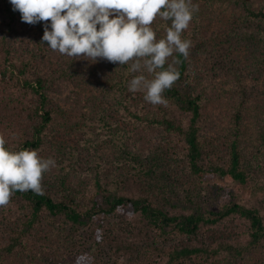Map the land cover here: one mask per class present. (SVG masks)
I'll return each instance as SVG.
<instances>
[{"label":"trees","instance_id":"trees-1","mask_svg":"<svg viewBox=\"0 0 264 264\" xmlns=\"http://www.w3.org/2000/svg\"><path fill=\"white\" fill-rule=\"evenodd\" d=\"M1 2L9 26L21 20L9 0ZM241 4L243 25H234L231 42L235 48H244L246 59L262 71L264 6L255 8L250 0ZM201 22L198 11L193 27L184 33L185 39L197 40L198 45L190 48L188 59L174 57L181 59L176 66L180 79L164 94L167 107L147 101L146 90H130L131 79L141 74L130 70L132 61L120 65L102 58L95 71L78 73L77 58H67V70L61 75L74 80L79 93L77 101L65 106L48 93V74L33 69L34 56L0 60V135L6 147L40 152L53 138L80 146L86 139L83 127L91 119L97 127L90 136H99L98 140L105 136L106 143V139L114 143V152L105 158L101 155L87 178L74 182L65 167L63 174L46 171L39 193L13 192L11 200L22 206L21 221L6 232L5 239L0 237V251L20 253L48 216L71 225L73 235L86 227L91 234L86 238L80 233L67 250L36 245L42 264H249V256L257 258L256 264H264V197L253 201L242 192L264 181V136L260 155L250 162L247 143L240 138V107L226 134L204 131L200 121L211 96L199 85L204 72L195 69L192 60L206 39ZM153 29L158 34V25ZM99 85L101 93L95 95L93 90ZM243 92L239 106L249 98L248 90ZM83 94L88 99L77 106ZM88 103H97L95 119L90 117ZM109 125L127 137L156 133L158 141L145 154L125 140L106 137L103 129ZM181 169L200 185L207 174L220 173L239 187L210 185L208 196L198 199L190 190L180 192L168 180ZM112 215H120L121 221L111 223ZM101 250H106L107 259Z\"/></svg>","mask_w":264,"mask_h":264},{"label":"rangeland","instance_id":"rangeland-1","mask_svg":"<svg viewBox=\"0 0 264 264\" xmlns=\"http://www.w3.org/2000/svg\"><path fill=\"white\" fill-rule=\"evenodd\" d=\"M250 2L255 8L264 6V0H250ZM192 4L201 13V32L207 39L202 41L204 44L200 46L202 48L196 49L192 55L193 67L204 72V77L200 80L199 85L205 88L211 96V100H209L204 111L205 115L200 122L206 133L213 134L216 132L224 135L230 127H233V114L240 107L242 115L240 138L243 143H247L246 153L253 158L250 161L252 162L257 158V155H260L262 136H264V70H257L250 60L246 59L247 51L241 47L235 48L231 42L233 38L230 37V33L235 29L234 25H243L244 7L241 0H192ZM44 25V21L30 24L21 19L14 21L9 26V19L2 10L0 0V60L34 56L37 61L33 69L37 72L39 70L46 72L49 76L47 79L48 93L53 96L56 102L59 101L67 106L77 101L75 96L79 93L74 80H71L67 75L64 77L61 75L67 70V58L70 56L47 46L48 42L42 40ZM157 25V39H160L166 36V27L171 25V20H164L157 16L151 26L156 27ZM193 25L192 21L189 28H192ZM184 37L185 34L182 35V40L190 41L191 48L198 46L197 40L185 39ZM76 58L75 70L78 73L95 71L96 64L102 59L97 58L96 61H92L91 58L83 57V55ZM99 71L101 74L106 73L104 70ZM141 74L148 75L150 79L153 75L147 73L146 70H141ZM100 87L101 85L96 86L93 90L95 95H100ZM244 89L248 90L249 98L242 106H239L241 105L239 98L245 92H243ZM81 99L83 101L77 103V106L83 105L88 98L83 94ZM96 107L97 103H88L87 105L90 117L93 119H95ZM89 125L92 127H88ZM96 127L92 119L87 126L83 127L86 139L82 140L80 146L76 142L68 143L58 138H53L49 143H46L39 154L44 158L51 157L55 160V165L50 167L48 173L54 175L61 172L62 168L64 170L67 167L66 175L74 182L77 179L92 175L93 167H96L94 164L101 159V155L105 158L114 152V143H110L107 139L106 143L105 136H101L99 140V136H90L89 133ZM138 128L142 130L141 126ZM103 131L107 132L106 137L109 139L110 135L114 138L118 137L119 142L125 140L132 149L141 148L145 154L149 153L155 142L158 141L156 133L153 135L143 133L140 136L129 135L127 137L122 130L117 131L110 125ZM120 136L122 138H119ZM171 176H168V180L175 184L180 192H184L186 189L190 190L193 192V196L198 197V199L208 196L207 191L210 185H221L228 188L239 187L235 180L220 173L207 174L201 185L185 169H181ZM51 177L53 178V176ZM242 192L246 199L258 201L264 197V181L262 180L259 184L245 189V191L242 190ZM21 208V204L12 201L11 198L8 204L0 206V237H4L3 239L6 238L7 231L9 232L19 226L22 215ZM120 215L110 216L109 221L119 223L121 221ZM61 223L62 221L58 223L45 216L34 234L25 242L26 246L24 245L20 253L8 254L0 251V263L42 264L43 261L39 258L37 251L34 250L36 245L43 248H55L59 251L67 250L74 244L73 238L77 240L80 233L86 238L91 234L89 228L86 227L80 229V233L73 235L72 226L67 227L65 223ZM100 253L104 258H108L106 250H101ZM246 259H248L249 264L257 263L256 257L252 259V256H249Z\"/></svg>","mask_w":264,"mask_h":264},{"label":"clouds","instance_id":"clouds-1","mask_svg":"<svg viewBox=\"0 0 264 264\" xmlns=\"http://www.w3.org/2000/svg\"><path fill=\"white\" fill-rule=\"evenodd\" d=\"M21 19L30 24L45 21L42 40L67 56L107 59L120 65L132 61V91L146 90L145 99L167 107L164 94L180 79L176 66L187 60L191 42L182 40L199 9L192 0H10ZM159 16L171 20L166 36L157 39L151 26ZM171 61L169 62V60ZM167 64V67L165 65ZM159 69V70H157ZM55 165L36 149L13 151L0 135V206L16 190L42 191L43 174Z\"/></svg>","mask_w":264,"mask_h":264}]
</instances>
